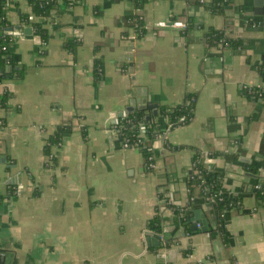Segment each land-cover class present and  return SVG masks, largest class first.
<instances>
[{
	"label": "crops",
	"instance_id": "crops-1",
	"mask_svg": "<svg viewBox=\"0 0 264 264\" xmlns=\"http://www.w3.org/2000/svg\"><path fill=\"white\" fill-rule=\"evenodd\" d=\"M209 1L144 0L141 34L125 23L129 0H54L41 16L28 0H6L18 29L0 106V264H264V208L245 174L264 179V99L255 96L264 92V0H229L218 12ZM30 14L46 40L23 33ZM209 29L239 46L209 47ZM144 95L157 108L194 98L191 119L150 142L151 171L109 130ZM144 112L162 128L165 118ZM63 125L70 130L46 154ZM196 152L207 153L225 194L241 196L238 207L188 196ZM163 189L187 206L185 224L158 198ZM156 209L161 230L150 232ZM156 235L162 246L147 241Z\"/></svg>",
	"mask_w": 264,
	"mask_h": 264
},
{
	"label": "trees",
	"instance_id": "trees-1",
	"mask_svg": "<svg viewBox=\"0 0 264 264\" xmlns=\"http://www.w3.org/2000/svg\"><path fill=\"white\" fill-rule=\"evenodd\" d=\"M78 0H66L68 5L75 3ZM132 2L135 13L128 14L125 16L124 20L129 28H134L137 32L143 33L142 26V16H141V4L144 0H129ZM29 5L31 7V12L35 16H41L43 13L50 8L54 0H28ZM229 0H210L206 3L207 7L212 12H218L221 10ZM5 3L6 0H0V28L5 29L9 26V22L5 16ZM22 20L24 23H30L34 33L39 35L42 41L46 40L45 30L37 23L31 22L28 20V15H23ZM188 24V23H187ZM187 26V25H186ZM205 40L209 47H232L236 48L240 44V40L233 39L226 36L223 31L217 29H209L205 33ZM11 41V36L9 34H0V87H2V81L5 78L9 77V66L15 65V60L11 53L8 51V44ZM79 44V41L69 40L65 43L69 48L75 47ZM102 75V67L99 62L95 63L94 71H93V79L95 82H99ZM7 91H3L0 93V106H3L5 103ZM259 95V94H258ZM257 98L264 99V92L257 96ZM194 98L191 95H187L185 102L178 104L173 107L160 106L157 108L156 115L160 118H166L171 122L176 123L180 116H184L185 123H187L192 116ZM140 125H144L146 128L144 131L140 130ZM181 125L175 124L174 126ZM117 136L120 139H123L128 143L129 147L137 148L141 151L144 158V167L147 171L153 170L148 167L151 163H154L153 153L150 146V142L154 139L157 130L155 128V123L152 120H147L144 110L135 109L131 112H126L125 116H118L117 124L113 126ZM70 130L67 126H59L52 132L47 138V145L44 148L46 154H50L51 146L54 144H58L61 140V137L64 133H67ZM193 165L190 170V174L187 178L186 184L188 189V196L195 198V196H199L205 198L208 195H214L216 197L215 203L219 207V209L226 210L230 208L238 207L241 196L236 194H225L222 191L221 187V177L218 173L215 172V169L208 166L204 160V157L200 153H197L193 157L192 161ZM250 169V168H249ZM252 171L254 169H251ZM195 171V172H194ZM257 187L253 189V194L258 202V204L264 208V180H255ZM220 192L218 195L221 199H218L216 194ZM158 198L164 201L165 207H168L172 210V212L177 216L179 222L181 224H185L187 218V206H177L173 204V202L169 199L166 194V191L163 189L158 192ZM192 200L188 202L190 205ZM161 230L160 223V214H158L157 209L155 215L149 222V226L147 227V231L150 232H158Z\"/></svg>",
	"mask_w": 264,
	"mask_h": 264
},
{
	"label": "built area",
	"instance_id": "built-area-1",
	"mask_svg": "<svg viewBox=\"0 0 264 264\" xmlns=\"http://www.w3.org/2000/svg\"><path fill=\"white\" fill-rule=\"evenodd\" d=\"M32 18H33V15L30 14L28 16V20H32ZM169 25L172 26V27H181V28H185L186 27V24L183 21H181V20H172L171 22H169ZM14 31L15 30H13V31H7L5 29H1L0 28V34L3 33V34L12 35L14 33ZM0 74H1V70H0ZM2 88L3 89H0V93L5 90L4 87H2ZM255 91H258V94H261L262 93V90L261 89H257ZM125 115H126V112H122V116H125ZM117 120H118V116L115 117V118H113V121L110 123V128H109L110 131H112V132L115 131V129H114L113 126L117 124ZM184 122H185L184 116H180L178 118V120H177L176 123L171 122V121H169L168 119L165 118L164 125L162 126V128H160L157 131V133L155 134V137L158 138V139L160 138L162 140H165L167 133L170 131L171 128L174 127L175 124H183ZM139 128H140V130L144 131L146 127L144 125H140ZM121 142H122L123 147H129L128 146V143L126 141H124L123 139H121ZM201 155H202V157H204V156L207 155V153H203L202 152ZM192 165H193V163H192ZM148 167L153 168L154 167V164L151 163ZM220 192L221 191H218V193L216 194V196L220 195ZM205 199L208 200V201H211V202H215L216 201V197L214 195H208V196L205 197ZM218 199H221V198L218 196Z\"/></svg>",
	"mask_w": 264,
	"mask_h": 264
},
{
	"label": "water",
	"instance_id": "water-1",
	"mask_svg": "<svg viewBox=\"0 0 264 264\" xmlns=\"http://www.w3.org/2000/svg\"><path fill=\"white\" fill-rule=\"evenodd\" d=\"M260 3H261V0H255V4L256 5H260ZM15 29H18V26H7L5 28V30H7V31H13ZM23 33L24 34H32V26L29 24L28 26L23 27ZM136 102L139 103L137 105V109L145 110V109L148 108V109H151L152 110V115H156V113H157L156 108L158 106V104L156 102H149L147 100V98L145 97V95H144V98H138V99H136ZM133 104H134V100H131L130 103H129V105L125 107L124 111L125 112H131V111H133L135 109L134 106H133ZM121 115H122V112H118V114H114V117L113 118H115L117 116H121ZM146 119L147 120L150 119V114L146 116ZM112 121H113V119H112ZM240 160L246 161L245 158H241ZM245 174L248 175V176H250V177H253L254 179L264 180V179L259 178L258 175L252 174L250 172H245ZM191 227H192V229H195V226L194 225L191 226ZM203 229H205V228L204 227H201V230H203ZM182 233L184 234L185 231H182ZM147 241L150 242V243H152V244H154L155 246H162L163 245V243L160 242V236H158V235H156L154 237H148L147 238Z\"/></svg>",
	"mask_w": 264,
	"mask_h": 264
}]
</instances>
